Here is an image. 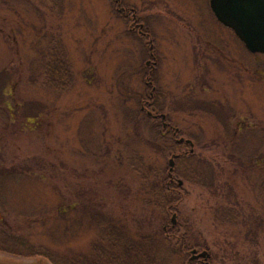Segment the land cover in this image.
I'll list each match as a JSON object with an SVG mask.
<instances>
[{"label":"rangeland","instance_id":"374dc122","mask_svg":"<svg viewBox=\"0 0 264 264\" xmlns=\"http://www.w3.org/2000/svg\"><path fill=\"white\" fill-rule=\"evenodd\" d=\"M120 2L0 0V264L95 261L112 239L142 244L174 216L169 264H197L180 236L208 264H264V53L210 0H124L152 58ZM149 110L194 149L163 153ZM171 157L175 213L150 197Z\"/></svg>","mask_w":264,"mask_h":264},{"label":"trees","instance_id":"16d2710c","mask_svg":"<svg viewBox=\"0 0 264 264\" xmlns=\"http://www.w3.org/2000/svg\"><path fill=\"white\" fill-rule=\"evenodd\" d=\"M118 14L122 17L124 16L122 12H119ZM49 74L52 73L49 72ZM146 97L147 98L149 97L148 94L145 95V98ZM154 104L155 101L154 98H152L150 100L149 105H154ZM142 112H144L143 109ZM145 114H146L145 119L147 125L153 128L152 133L157 139V140L155 139L154 141L152 140L153 144L154 143L157 144L159 146L158 148L161 149L163 153L167 151L174 152V150L177 149L176 146L180 144V142H178L176 135L173 134V130L168 128L165 129L163 125L160 123V118H156L154 116L148 115V113L146 112ZM174 154H177V156L175 157L176 164H178L182 160H186V161L188 160V155H189L188 151H180ZM153 170L154 168L152 167V164L148 161L141 162L137 167V171L140 172V174L143 176L145 181L146 180L149 181ZM175 172L181 174L179 169L175 167L173 168V170H170V166H169V170H163V171L160 170L156 174H153L154 175L153 177H155L154 188L158 190V195L154 193L150 195L151 199L154 198L153 202L156 203L154 204L155 207L158 208L163 205H167V210H169L170 213L177 212L175 207L172 205L173 192L171 191V190H176L174 187H173L174 189H172L171 187V180L173 179ZM145 189L147 190L148 187L145 186ZM143 216L144 218H147L146 219L147 223L148 222L150 223L151 213L149 214L144 213ZM166 222L169 221H167L166 219L165 223L159 226L157 232L156 231L155 232L152 231L148 233L143 232L140 235L142 244L140 243L137 244L136 242H134L135 240L132 239L125 238L120 240L114 238L112 239L114 240L113 242L114 244L112 247L109 248V250L108 247H106L105 249L100 247L99 249L96 250L97 254L95 261L92 258L94 262L92 260L89 261L88 257H84L83 259L82 257L81 258L78 257L77 259L74 257H70L68 262L71 260L69 264H169L168 252L169 251L173 252L170 243L172 241V236L174 235V233H170V230H174V228H177L178 221L177 223L173 224V221L171 220V224L168 227ZM164 227H166V229ZM179 238H183V249L186 252H190L191 249L195 248L192 247V244L186 243L187 236H183V237L180 236ZM120 243L123 245L117 246ZM119 249L121 250L119 251ZM210 256L208 258H203L205 261L204 264H208L210 260Z\"/></svg>","mask_w":264,"mask_h":264},{"label":"water","instance_id":"95a60500","mask_svg":"<svg viewBox=\"0 0 264 264\" xmlns=\"http://www.w3.org/2000/svg\"><path fill=\"white\" fill-rule=\"evenodd\" d=\"M210 5L218 20L231 27L250 51L264 53V0H210ZM148 114L153 113L149 111ZM162 117L165 118L166 114L163 113ZM178 141H185L193 149L191 139L181 137ZM173 168L174 158L171 157L170 170ZM174 217L173 223L176 222ZM196 251H191L195 254L194 258L209 256L206 249L197 254Z\"/></svg>","mask_w":264,"mask_h":264},{"label":"flooded vegetation","instance_id":"af4514ba","mask_svg":"<svg viewBox=\"0 0 264 264\" xmlns=\"http://www.w3.org/2000/svg\"><path fill=\"white\" fill-rule=\"evenodd\" d=\"M117 10L119 12H122L124 14V16H125L126 19H129L130 20V30H133V31H136L137 30L138 31V34L139 35H142L143 38H147V37L150 38V42H151L150 43V56L152 58H155V56H154L155 53H154V50H153L154 49V45L152 43L153 40H152V37H151L152 34L150 32H148V30L146 28V23L144 21H142L141 18L138 16L137 9H135L132 6L125 5L124 0H121L119 6L117 5ZM235 35H237V34L235 33ZM155 60L153 61V65L154 66L152 67V70L150 71V74H149L148 78H150L152 76L151 73L155 69V65H156V62H157ZM145 102H146L145 103L146 106H143V108L150 107L151 106V105H149L150 104L149 99H146ZM162 114H163V112H158V113L153 112L152 116H154L156 118H160L161 121H162V125H163V127L165 129H167V128L168 129H172L174 135H180L182 137L180 128L178 126L173 125L168 120L167 114H166V117L165 118L162 117ZM185 144H187V143H185ZM191 257L194 258L195 257V254H192L191 253ZM194 260L197 261V264H203L205 262L203 258H194Z\"/></svg>","mask_w":264,"mask_h":264}]
</instances>
